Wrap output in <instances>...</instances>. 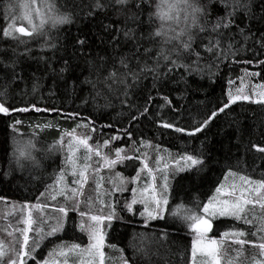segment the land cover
<instances>
[{"label": "snow or ice", "instance_id": "obj_1", "mask_svg": "<svg viewBox=\"0 0 264 264\" xmlns=\"http://www.w3.org/2000/svg\"><path fill=\"white\" fill-rule=\"evenodd\" d=\"M258 3L261 11L259 22L264 23V0H258ZM62 7L58 0H7L5 3V20L10 22L7 27L3 28L2 36L4 42L12 46V55L9 56L5 50L6 62L0 61L4 63L3 82L0 83V89H3L0 90V121L4 122L5 131V139L0 140V192L9 190L16 181L20 182L15 184L17 189L21 187L27 189L32 185L38 190L40 181V177L35 174L39 163L32 154L34 148L32 139L21 142L13 135L12 151L9 153L7 130L11 129V133H17L23 124L21 119H14L12 114L19 115L30 111L36 113L59 111V109L47 107L40 108L35 104L17 107L7 100L11 88L18 87L20 81L24 79L16 71V66L18 59L32 55L28 47L30 42H39L41 50L47 49L53 53L52 56L39 55V60L45 64L46 69L51 68L55 72V67L51 63L53 58L57 62L63 61L64 67H61L56 75L63 80L65 88L70 86L75 90L79 77L74 78L69 85V80L63 76V73L72 67L71 61L64 60L63 56H56V52L60 49L67 53L70 46L67 38L61 42L62 33L59 26L72 23V17L78 16L79 13H83L90 20L100 14L107 18L109 10L121 16L123 18L122 27L114 26L118 22L111 20L108 23H101L97 38L101 44L105 42L109 46L116 44L121 49L127 47L129 51L118 54V58L112 56L110 61L107 56L88 59V75L81 83L91 85L92 92L95 93L92 97L94 100L96 97H103L110 104L109 96L119 93L124 97L120 103L124 104L128 99L129 89L140 84L141 80L149 74L152 76V88H157L159 82L170 79L171 74L177 68H183L185 75L192 73L200 75L207 67L211 79L217 74L211 70L213 67L218 71L220 63L227 61L230 56L238 60L240 49L244 48V44L239 41L246 42L251 35V29L241 25L250 23V18L255 16L256 5L251 0H89L87 4L72 5V8L79 9V13L62 11ZM221 8L223 9L222 14H218ZM114 32L116 35H113ZM245 32L249 35H245ZM121 33L123 40L120 39ZM253 42L260 49H264V31H261L258 39L253 37ZM72 45H74V54L79 49L80 56L85 55L83 50L88 46L86 38L73 37ZM20 47L24 48V52L17 56L16 50ZM242 62L245 64L259 63L264 70V61L245 59ZM244 71L245 76L257 75L248 73L246 69ZM180 79L184 80V75ZM240 79L241 85L235 91L232 90L233 80L228 79L229 90L223 93L226 100L222 97L219 105L207 112L203 119L196 121L190 130L178 127L172 122H164L162 127L174 128L175 132H186L189 137H192L206 129L210 122L225 113V110H230V106L237 101H251L264 105V84L253 86V91L246 94L245 77H240ZM121 85L122 90L119 87ZM55 86L58 88L60 84ZM39 87L40 85L33 80L31 91L35 93ZM256 88L260 90L256 91ZM163 99L166 104L171 103L167 96ZM147 100L149 102L152 100L151 95L147 97ZM82 102L87 103L86 100ZM129 107H131L130 103ZM148 112L149 109L146 106L142 109L137 107V114H131V120L136 121ZM77 115V112L67 113V116L72 119H75ZM29 126L33 128L34 135L37 129L52 127L50 123L39 121L35 124L30 123ZM104 127L111 128L112 125L107 124ZM79 129H85V131L80 133ZM95 132V121L85 119L84 122L77 123L75 128L61 133V139L68 138L66 164L71 169V183L77 187L61 189L57 194H64L65 200L71 203V208L67 204L58 207L56 210L61 215L54 224L50 220H45L42 214V210L49 207L47 203L41 202L45 197V192L49 187L56 191L64 181L66 169L61 170L55 186H46L45 192H40L36 203L12 202L11 207L20 210L19 223H22L23 227L14 229L18 235L8 232V236L12 237L9 243L0 241V264H106L104 251L106 239L109 242L107 244L109 248L121 253V264H135V261H129L123 255L128 248L133 250L134 255L150 259L151 255L157 254L151 251L153 245L158 250L160 247H168L170 239L175 244L176 238L182 231L194 235L190 249L185 248L181 253L184 257L181 264H233L231 259H221V256L225 255L224 249L228 247L225 241L229 238L232 245L254 244L259 250V255L264 257V236L259 237L261 242L257 244L247 240V231L240 227L241 222L244 225L252 223V219H249V206H252V209L258 206L261 213H264V177L252 179L246 174H239L238 170H233V165L226 163L221 169L225 179L215 187L214 194L208 197L206 202L196 201L194 198L195 202H190L193 203L192 207H187L183 202L173 206L171 202L179 196L183 187L182 185L177 187L179 181L177 185H173L170 181L176 179L175 173L189 170L200 172L207 162V157L202 151H196L195 154L185 151L179 154V160L173 165L157 155L155 159L157 167L154 169L150 167L147 154L141 152L143 146L150 145L149 141H141L138 146L133 140V143L128 145V151L132 155L126 154L124 148L115 147L113 158L111 155L113 149L109 146L111 141L119 140V137L113 135L104 138L102 144L98 142L93 146L89 141L95 138ZM126 134L129 139H132L130 131ZM252 148L264 154V146L253 143ZM50 150L56 151L57 149L50 146ZM80 150L83 153V163H78L81 159L78 155ZM93 156L99 158L96 161L98 167L93 168L90 164ZM5 160L7 166H5ZM26 161L31 163H25ZM135 161H139L141 165L136 168L135 175L126 179L120 172H116L119 184L110 189L111 193L123 192L125 185H134L132 187L133 198L125 200L122 208L118 204L104 201L102 210L98 214H94L91 208L87 212L80 209L82 190L89 180L87 173L90 168L94 173H99L101 169L114 170L115 166L120 163L126 162V167L128 164L134 165ZM181 161L183 164L180 163ZM224 168L228 170L224 171ZM145 172L147 173L146 186L140 187L138 181ZM157 174L162 182L157 179ZM237 176L238 182L233 180L230 185L227 183L228 177ZM108 183L113 184V181L109 180ZM100 187L101 184L97 181L96 189ZM138 188L139 197L136 196ZM66 192H71V196H68ZM51 198L55 200L56 195H52ZM7 199L6 196H0V201H7ZM137 204L142 206V210L134 207ZM104 207L108 208L107 215L103 212ZM33 210L41 215L34 216ZM72 212L79 216V221L73 219L70 214ZM137 214L142 224L135 220ZM218 218H225L234 223L222 231L218 239L209 238L207 234L215 230V222ZM253 219L260 220L258 231L264 232V215L253 216ZM116 222H119L120 226L126 230L124 236L127 237V247L125 248H118L116 243H111L112 233L116 231ZM152 222H162V226L157 231L149 232L147 229L152 227ZM220 222L224 223L223 220ZM134 223L145 231L137 232L132 227ZM69 228L73 230V239H82V237H76L77 231L85 234L87 244L67 243L57 237L58 232L67 233ZM129 228H132L130 234L127 232ZM169 229H173L176 235L173 236ZM30 232H34L35 236L30 237ZM252 235L256 236L257 233L253 232ZM49 237L56 238L59 243L53 244L48 257L41 260L38 249L42 250L41 245ZM48 242L52 243L51 240ZM119 243H124L122 238L119 239ZM53 256L56 257L55 261L49 259ZM253 264H264V259L253 258Z\"/></svg>", "mask_w": 264, "mask_h": 264}, {"label": "trees", "instance_id": "obj_2", "mask_svg": "<svg viewBox=\"0 0 264 264\" xmlns=\"http://www.w3.org/2000/svg\"><path fill=\"white\" fill-rule=\"evenodd\" d=\"M6 2L7 0H0V61H5V50H7L9 56L12 55V46L5 43L2 36L3 28L7 27L10 22L5 20ZM88 2L89 0H58V3L63 6L61 8L62 11L77 13H79V9L72 8V5L87 4ZM251 2L256 5L255 16L250 18V23L241 25L250 28L251 35L245 32V35H249L248 41H239L244 44V48L240 49L238 60L230 56L227 61L220 63L218 71L213 67L211 70L217 72V74L212 76L211 79L209 78L207 67L200 75L195 73L185 75L183 68H177L171 74V78L166 81H160L157 88H152V76L149 74L141 80L140 84L129 89L128 99L124 104L120 103V100L124 99V97L119 93L109 96L110 104L103 97H96L94 100L92 97L95 93L92 92L91 85L81 83L84 77L88 75V59L107 56L110 61L112 56H117L118 58V54L129 51L127 47L121 49L116 44L111 46L107 42L101 44L97 38L100 33L101 23H108L111 20L118 22L114 26L122 27L123 18L121 16L109 10L107 18L100 14L90 20L83 13H79L78 16L74 15L72 17V23L59 26L62 33L61 42H64L65 38H67L70 46L67 53L60 49L56 52V56H63L64 60L71 61L72 67L65 71L63 76L69 80V85H71L74 78L79 77V80L76 81L78 86L75 90L70 86L65 88L63 80L56 75L59 69L64 67L63 61L57 62L53 58L51 63L55 67V72L51 68L46 69L45 64L39 60V55L47 54L52 56L53 53L47 49L41 50L39 42H30L28 47L31 49L32 55L18 59L16 66V71L24 79L20 81L18 87L11 88L7 100L17 107L35 104L40 108L47 107L59 109V111L44 113L30 111L19 115L12 114L14 119H21L23 124L17 133L13 134L11 129L7 130L9 153L12 151L13 135L21 142L32 139L34 145L32 154L39 163V168L35 174L40 177V181L38 182V190L37 187L32 185L27 189L23 187L17 189L15 184L20 182L16 181L15 184L10 186L9 190L0 192V196L8 198L7 201H0V206L4 207L9 202H37L40 192H45L46 186H55L61 170L66 169L64 181L61 182L56 191L49 187L41 202L57 207L67 204L71 208V203L65 200L64 194H57L61 189L77 187V185L71 183V171L66 164L68 138L64 137L61 139V133L75 128L77 123H82L85 119L95 121V138L89 141L93 146L98 142L102 144L104 138L113 135L119 137V140L111 141L109 146V148L113 149L111 152L113 158L115 156V147L124 148L126 154L132 155L128 151V145L132 144L133 140L138 146L141 141L150 142V145L141 148V152L147 154L150 167L154 169L157 167L155 163L157 155L162 156L165 162L173 165L175 161L179 160V154L185 151L192 154H195L196 151H202L204 156L207 157V162L200 172L189 170L175 173L176 179L170 181L173 185H177V181H179L177 187L179 188L180 185L183 187V191L171 202L173 206L183 202L187 207H192L195 202L194 198L196 201L203 200L206 202L208 197L214 194L215 187L224 179L221 169L226 163L233 165V170H238L239 174H246L252 179L264 177V154L258 153L252 148L253 143L258 146H264V105L262 104L252 103L251 101H237L230 106V110H225V113L220 114L214 121L210 122L206 129L192 137H189L186 132L177 133L174 128L162 127L164 122H172L178 127H185L190 130L196 121L203 119L207 112L219 105L222 97L226 100V96H223V93L229 90L228 79L233 80L232 90L235 91L241 85L240 77H245L246 94H250L253 91V86L264 84V70H262L261 65L259 63L245 64L242 62L245 59L264 61V49H260L253 42V37L258 39L261 31H264V23L259 22L261 11L258 0H251ZM217 7L220 6L217 5ZM18 11L17 9V14ZM222 12L223 9L221 8L218 14H222ZM113 35H116V33L114 32ZM76 36H82L87 40L88 46L83 50L85 53L83 57L80 56L79 49H77L75 54L73 53L72 38ZM120 39L123 40L122 33L120 34ZM23 52L24 48L20 47L16 50V55L20 56ZM153 55H155L154 52ZM3 67L4 63H0V83L3 82ZM245 69L248 73L257 75L245 76ZM182 75H184V80L180 79ZM33 80L40 85L35 93L31 91ZM56 84H60V87L57 88ZM119 87L122 90L123 86ZM89 93H92V95H89ZM149 95L152 97L150 102L147 100ZM164 96L168 97L170 104L165 103ZM84 100L87 103H83L82 101ZM129 103L131 107H129ZM161 105L164 106L161 107ZM144 106L149 109V112L140 116L138 120L132 121L131 114H137L136 108L141 107L142 109ZM70 112L78 113L75 119L67 116V113ZM37 121L50 123L52 127L37 129L34 135L33 128L29 125L30 123L35 124ZM8 123H11V121H8ZM107 124H111L112 127H104ZM78 131L83 133L85 129H79ZM129 131L132 133V139H129L126 134ZM3 139H5L4 122L0 121V140ZM57 141H60V143H57ZM157 145L159 146L158 148ZM50 146L55 147L57 150L51 151ZM80 155H83L82 150ZM94 159L99 158L93 156L92 161H90L93 168L98 167ZM81 161L83 162L82 158ZM25 163L30 164L31 162L26 161ZM125 163L117 164L114 170L101 169L99 173H94L92 168L89 169L87 173L89 180L82 190L81 210L87 212L91 208L94 214H98L102 210L104 201L118 204L122 208L125 200L133 198L132 187L134 185L131 184L125 185V191L123 192H110L112 187L119 184V178L115 175L116 172H120L127 179L135 175L136 168L141 167L139 161H135L134 165L128 164L127 167ZM180 163L183 164L182 161ZM5 166H7L6 160ZM227 170V168H224V171ZM157 179L162 182L158 174ZM109 180H112L113 184H109ZM97 181L101 184L99 189H96ZM146 181L147 173L145 172L142 173L141 180L138 181L139 186L145 187ZM185 193H187V196H185ZM66 194L71 196V192H66ZM52 195H56L55 200L51 198ZM139 195L138 188L136 196L139 197ZM134 207L142 210V206L139 204ZM103 212L107 215L108 208L104 207ZM70 214L73 219L79 221L80 218L75 212ZM126 215L130 216L131 214ZM135 220L142 224L138 214ZM222 220L224 223L220 222ZM232 223L234 222L225 220V218H218L215 222V230L210 231L208 236L220 237L221 232L231 227ZM161 226L162 222H152V227L147 229V231H157ZM132 227L137 232L145 231L137 223H134ZM125 231V228L121 227L119 222H116V231L112 233L111 243H116L118 248L127 247V237L124 236ZM131 231L132 228L127 229L129 234ZM169 232L173 236L176 235L173 229H169ZM56 235L67 243L77 242L86 245L88 242L87 236L78 231L76 232V237H82V239H73V230L71 228H69L67 233L58 232ZM121 238L124 241L123 244L119 243ZM191 239L192 234L182 231L179 237L176 238L175 244L170 239L168 247H160L157 250V247L153 245L151 251L157 254L151 255L150 259L134 255L131 248H128L123 255L129 261H135V264H181L184 259L181 253L184 252L185 248L190 249ZM49 240L56 241L57 239L54 237L47 238L41 245L42 250L38 249V251L42 252L50 244ZM108 243L106 239V247L104 249L106 264H121V253L109 248L107 246ZM225 243L229 247H236L231 244L230 240H226ZM39 258H42L41 255Z\"/></svg>", "mask_w": 264, "mask_h": 264}, {"label": "rangeland", "instance_id": "obj_3", "mask_svg": "<svg viewBox=\"0 0 264 264\" xmlns=\"http://www.w3.org/2000/svg\"><path fill=\"white\" fill-rule=\"evenodd\" d=\"M17 24H19V22ZM258 85H261V84H257L256 86H258ZM259 90H260L259 88L256 89V91H259ZM80 152H81V150H80ZM80 152L78 153V155H80ZM81 158H82V156H81ZM94 160L98 161V159H94ZM78 162L83 163L81 161V159ZM90 164H92V163H90ZM70 171H71V169H70ZM224 179H225V177H224ZM233 180L238 182V176L235 178L228 177L227 183L230 185L233 182ZM17 203L22 204L21 202H17ZM11 204H12V202H9V203H6L4 205V207L0 206V221H1V223H0V241L5 242L6 244L12 240V237L8 236V232H14L15 228L23 227V224L19 223L20 210L18 208L13 209L11 207ZM57 208H58L57 206L49 205L48 208L43 209L42 214H43L44 219L50 220L51 223L54 224L56 219L60 218V215H61L56 210ZM249 208H250L249 219H252V223L249 225H244L241 222L240 227L247 231V233H248L247 240L254 241L255 243L258 244L259 242H261L259 240V237L264 236V232L258 231V229L260 227V220L259 219H253V216L259 217V216L264 215V213H261L258 206H256L255 209H252V206H249ZM33 214H34V216H37V217H39L41 215V213H36L35 210H33ZM45 229L47 231V228H45ZM253 232H256L257 235L253 236L252 235ZM14 235H18V233L14 232ZM29 235H30V237H32V236H35V233L30 232ZM193 235L194 234H192V237H193ZM208 237L212 238V239H218L219 238V237L217 238V237H210V236H208ZM227 240L231 241L230 238ZM56 243H59V240H56V241L53 240L52 243H50L47 247H45L42 252L39 250L40 255L42 257V258H40L41 260L48 257V252L52 249L53 244H56ZM226 245L228 247L226 249H224L225 255L221 256L222 260L231 259L233 261V264H253V258H255L256 260L264 259V257H261L259 255V250L252 243H246L244 245H235L236 247H229L228 244H226ZM53 257H55V256H53ZM51 258H49V259L52 260ZM52 261H54V260H52Z\"/></svg>", "mask_w": 264, "mask_h": 264}, {"label": "crops", "instance_id": "obj_4", "mask_svg": "<svg viewBox=\"0 0 264 264\" xmlns=\"http://www.w3.org/2000/svg\"><path fill=\"white\" fill-rule=\"evenodd\" d=\"M51 259L55 261L56 260V257H52Z\"/></svg>", "mask_w": 264, "mask_h": 264}]
</instances>
